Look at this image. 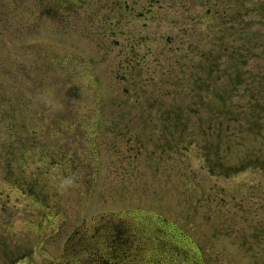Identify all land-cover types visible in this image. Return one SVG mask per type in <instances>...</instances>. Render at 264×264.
<instances>
[{
  "label": "rangeland",
  "instance_id": "1",
  "mask_svg": "<svg viewBox=\"0 0 264 264\" xmlns=\"http://www.w3.org/2000/svg\"><path fill=\"white\" fill-rule=\"evenodd\" d=\"M223 32L264 43V0H0V264H90L92 227L61 247L95 216L139 241L119 264H264V54L234 90Z\"/></svg>",
  "mask_w": 264,
  "mask_h": 264
},
{
  "label": "flooded vegetation",
  "instance_id": "2",
  "mask_svg": "<svg viewBox=\"0 0 264 264\" xmlns=\"http://www.w3.org/2000/svg\"><path fill=\"white\" fill-rule=\"evenodd\" d=\"M120 220L121 219L119 218H110L107 220L96 221L99 222L97 225L89 226L92 227L93 234H90V236L83 239L85 230H88L89 228L85 226L82 228L84 230L83 233L76 231L71 236L69 235L70 237H67V245L65 244L64 247L67 249L75 239L82 238L81 245L76 248L81 254L76 255L72 251H70V254L72 253L73 256H81L83 258L86 256L88 260L92 259L90 264H119L110 259H120L125 253H135L136 249L134 248V244L138 241L134 234H127L128 228L125 232L121 231L124 229L123 224H121L122 228L119 225L106 224V222H120ZM133 237L134 239L132 240L134 241H130ZM172 251L173 247H169V257ZM88 260H86V262H88Z\"/></svg>",
  "mask_w": 264,
  "mask_h": 264
},
{
  "label": "trees",
  "instance_id": "3",
  "mask_svg": "<svg viewBox=\"0 0 264 264\" xmlns=\"http://www.w3.org/2000/svg\"><path fill=\"white\" fill-rule=\"evenodd\" d=\"M217 15H218V13L215 16H217ZM236 19L238 20L239 18L236 17ZM225 21L229 22L230 19H226ZM228 38H229V36H227L225 39H228ZM235 39H237V37ZM258 39H262V38H259L258 36L254 35L252 37V42L249 43V46H246L245 49L240 50L239 55H234V53L237 51L238 47L237 48L236 47L230 48V51H229V48L224 46V42L222 40V45H221L222 52H221L220 58L225 59V60H232V57H233V58H235V60H233V61L236 62L240 67V71H238L236 74L237 78L234 80V90H238V88H240L244 84L243 80L240 79L242 76H247L250 78L253 77L252 79H249L250 81H255L256 78L258 80V78L260 77V76L256 77L255 69L253 72H248L247 70L241 71V69H246L245 67L247 66V62H248L247 58H248L249 52L252 53V55H251L252 58L257 57V55H256L257 50H259V54H264V43L262 42L258 45V43H257ZM220 69L223 70V64L222 63H220L219 65L216 64L214 66V68H212V72L213 73L221 72ZM257 71H258V73H261V70L259 67L257 68ZM261 77H264V75L261 74ZM263 80H264V78H261L259 81H263ZM208 88H211V87H208ZM244 88L245 89L250 88L247 92L248 102L256 104L257 100L260 97L257 96L254 91H258V89H253L252 86H249V85H246ZM234 92L236 93V91H234ZM261 101H259V105L262 107L261 112L264 113V102L263 101L261 102ZM227 121L234 122L233 116H228ZM246 123L248 124L247 121H246Z\"/></svg>",
  "mask_w": 264,
  "mask_h": 264
}]
</instances>
